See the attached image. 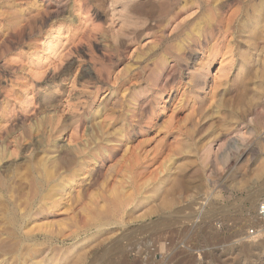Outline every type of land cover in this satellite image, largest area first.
Instances as JSON below:
<instances>
[{"label": "rangeland", "instance_id": "374dc122", "mask_svg": "<svg viewBox=\"0 0 264 264\" xmlns=\"http://www.w3.org/2000/svg\"><path fill=\"white\" fill-rule=\"evenodd\" d=\"M47 154L68 185L43 212ZM0 157L2 264H264V0H0Z\"/></svg>", "mask_w": 264, "mask_h": 264}, {"label": "bare ground", "instance_id": "6f19581e", "mask_svg": "<svg viewBox=\"0 0 264 264\" xmlns=\"http://www.w3.org/2000/svg\"><path fill=\"white\" fill-rule=\"evenodd\" d=\"M200 55H201V53H200ZM194 82V81H193ZM198 83V82H197ZM102 129L104 128V127H101ZM101 129V130H102ZM107 129V128H106ZM112 130V129H111ZM106 131V130H105ZM114 131V130H113ZM102 132H104V130L102 131ZM109 132H111V131H109ZM120 132V131H119ZM123 133V132H122ZM99 134H101V132H99ZM98 134V135H99ZM106 136L108 135V133L106 134V133H104ZM109 134H113L112 132L111 133H109ZM118 135H120V134H118ZM125 135V134H124ZM95 136H97V135H95ZM100 136V135H99ZM102 137H103V134L101 135ZM114 136V135H113ZM113 136H111V137H113ZM122 136V135H121ZM98 137V136H97ZM108 137V136H107ZM116 137V136H115ZM123 138H124V136H123ZM99 139H101L102 141H99V144L101 145V143H108V142H110V140L111 139H109L108 141H107V139L104 137L103 139H106V140H103L102 138H99L98 137V140ZM122 139V138H121ZM89 140V139H88ZM91 140V139H90ZM93 140H95V139H93ZM97 140V139H96ZM112 141V140H111ZM113 141L115 142V140H114V138H113ZM82 142V141H81ZM85 142H87V143H90V142H88V141H85ZM101 142V143H100ZM87 143H85V144H87ZM95 143V141L94 142H91V144H94ZM103 143V144H104ZM111 143V142H110ZM116 144H117V142H115ZM91 144H89V147L91 146ZM96 144V143H95ZM99 144H98V146H99ZM120 144V143H119ZM88 145V144H87ZM111 145V144H110ZM84 145H82L81 147L82 148H77L76 150H77V152H74L73 151V153H77V162L75 163V166L78 164V166H77V168L75 167V170L74 169H72L73 171H75V173H73V174H77V172L79 171V174H80V171H83L85 168H88L89 169V163L91 162V165L92 166H96L97 165V163H99V161H98V158L100 157L99 156V154H98V152H96V151H94V149H92L94 152V155H93V153L92 152H89V150L86 148V147H88V146H86L85 148L83 147ZM95 146V145H94ZM93 146V147H94ZM98 146H96V147H98ZM101 146H104V145H101ZM106 146V145H105ZM104 146V147H105ZM112 146V145H111ZM4 147V146H3ZM95 147V148H96ZM108 147V146H107ZM99 148V147H98ZM109 148V147H108ZM54 149V148H53ZM52 149V150H53ZM97 149V148H96ZM115 149V148H114ZM50 150V149H49ZM48 150V151H49ZM91 150V151H92ZM101 150V149H100ZM104 150V149H103ZM108 150H110V149H108ZM112 151H115V150H112ZM95 152H96V154H95ZM99 152H101V151H99ZM104 152V151H103ZM102 152V153H103ZM105 153V152H104ZM107 153V152H106ZM105 153V154H106ZM114 153V152H113ZM249 153V152H248ZM51 154H53V153H51ZM50 154V156H48V154H47V156L45 155L44 157H46V158H44L43 157V159L41 158H39L40 159V161H39V159H38V161L39 162H36V164H35V161L34 162H32L31 164H33L31 167H30V165H28L29 167L28 168H30V176H31V174H32V181L30 180V186H31V184H32V189L34 190V191H32V189L30 190L31 192H35V196H37V198H38V203H39V205H41L42 206V209L43 208H45V210L43 209V212H49V210H52V205H54V203H56L57 204V202L56 201H58L57 200V197L59 196V195H63L64 196V194H59V190L60 189H62V191H64V187H67V185H68V183H66L65 182V178H67V177H65L64 175H63V173H60L59 171H57L56 170V168H59L58 170H61V165H58V167H56L57 166V163H59V162H55V161H58V160H56L54 157H52V155ZM110 154V153H109ZM109 154H106L107 156L109 155ZM100 155H102V154H100ZM245 156H246V154H244ZM243 155V156H244ZM53 156H54V154H53ZM105 156V155H104ZM104 156H103V158H104ZM243 156H241V157H238V158H242ZM244 156V157H245ZM0 158H3V157H0ZM53 158H54V160H53ZM76 158V157H75ZM100 158H102V157H100ZM64 160V159H63ZM100 160V159H99ZM240 160V159H239ZM2 161V160H1ZM1 161H0V163H1ZM37 161V160H36ZM60 161H61V159H60ZM69 161V160H68ZM241 161V160H240ZM64 163V162H63ZM71 163H72V160H71ZM238 163H239V161H238ZM35 164V165H34ZM65 166L66 165H68V164H64ZM64 165H63V168H65L64 167ZM67 167V166H66ZM72 167V166H71ZM70 168V167H69ZM93 168V167H92ZM5 169H7V168H5ZM66 170V169H65ZM65 170H63L62 169V171H65ZM87 170V169H86ZM67 172H68V170H66ZM65 171V172H66ZM72 171V172H73ZM85 171V170H84ZM83 171V172H84ZM89 171H90V169H89ZM3 172V171H2ZM9 172V171H8ZM12 172H13V170H12ZM65 172H64V174H65ZM82 173V172H81ZM91 173V172H90ZM3 174H4V172H3ZM8 174V173H7ZM66 174H68V173H66ZM11 175V174H10ZM22 175V174H21ZM81 175V174H80ZM3 177L4 176H2V179H1V177H0V194H2L3 192L9 197V195H11V194H14L15 192H17V191H14L13 193L11 192V194H9L10 193V187L12 188L13 186H11V184H10V186H9V183H10V181H9V183H7V181L5 180V179H3ZM20 177H22V176H20ZM20 177H18L19 179H22V178H20ZM5 178H7V176L5 177ZM8 178H10V176L8 175ZM7 178V179H8ZM14 178V177H13ZM12 178V179H13ZM17 178V177H16ZM24 179L26 180V176L24 177ZM9 180V179H8ZM11 180V179H10ZM14 180V179H13ZM24 180V183L26 182ZM72 179H70V181H71ZM23 181V180H22ZM67 181V180H66ZM65 182V183H64ZM15 183V182H14ZM63 184H66L65 186H63ZM26 185H28V182L26 183ZM28 187V186H27ZM13 190V189H12ZM15 190V189H14ZM62 191H61V193H62ZM33 194V193H32ZM31 194V195H32ZM5 195V196H6ZM15 195V194H14ZM33 196V195H32ZM62 196V197H63ZM12 197H13V195H12ZM1 198V197H0ZM3 198V197H2ZM1 198V199H2ZM5 198V197H4ZM15 198V197H14ZM18 198V197H17ZM30 198V197H29ZM31 198H35L34 196L33 197H31ZM58 198H61V197H58ZM128 198V197H127ZM8 199H10V202H13L14 201V199L13 198H7V200ZM3 200V199H2ZM16 200V206H18L19 204L17 203L18 202V200L17 199H15ZM119 200V199H118ZM121 200V199H120ZM119 200V201H120ZM124 200H125V198H124ZM1 201V200H0ZM4 201V200H3ZM33 201V200H32ZM31 200H30V202H32ZM2 202V201H1ZM7 202V201H6ZM9 202V203H10ZM35 202H36V200H35ZM35 202H34V204H35ZM125 202H127V200H125ZM15 202H13V204H14ZM33 203V202H32ZM31 203V204H32ZM173 203V202H172ZM1 204V203H0ZM2 204H4V205H6L5 204V201H4V203H2ZM1 204V205H2ZM30 204V203H29ZM30 204V205H31ZM33 204V205H34ZM59 204V203H58ZM171 202H168L167 203V205L170 207L171 205ZM9 205V204H8ZM39 205H38V207H39ZM126 205H127V203L125 204L122 200L120 201V202H118V203H116L115 204V206H114V209H113V211H111L112 212V214L115 216L116 215V213H118V212H121V210L123 211V209H124V207H126ZM14 206V205H13ZM43 206H45V207H43ZM6 207H8L7 205L4 207V209L6 208ZM11 207V206H10ZM10 207H8V208H10ZM19 207V206H18ZM31 207L32 206H30V210L29 211H31L32 209H31ZM36 207V206H35ZM55 207V206H54ZM2 208H3V205H2ZM33 208V207H32ZM40 208V207H39ZM126 208H128V207H126ZM125 208V209H126ZM3 209V212H6L7 210L5 209L4 210ZM13 209V207L11 208V210ZM16 208H14L12 211L14 212V210H15ZM10 210V211H11ZM27 210V209H26ZM39 210V209H38ZM9 211V212H10ZM16 211H18L17 209H16ZM15 211V212H16ZM40 211V210H39ZM38 211V212H39ZM42 211V210H41ZM12 212V213H13ZM14 212V214H16ZM28 212V211H27ZM33 212V211H32ZM11 213V212H10ZM10 213H8L7 214V218L8 219H6V221L5 222H3V214L0 216L1 217V219H2V222L3 223H6L7 221H9L10 222V224H12V226L14 225L16 228H17V230L20 232L21 230V225H23V223H21V225H20V222L19 221H17L16 220V218L15 217H17V216H13L12 214H10ZM21 213V212H20ZM29 213V212H28ZM35 213H37V212H35ZM4 214H6V213H4ZM22 214V213H21ZM24 214V213H23ZM31 214V213H30ZM119 214V213H118ZM25 215H27V214H25ZM29 215V214H28ZM5 216H4V218H6ZM20 217H21V215H20ZM115 217H117L118 218V216H115ZM111 218H112V216H111ZM20 219V218H19ZM22 219H23V216H22ZM24 219H27V217L25 216L24 217ZM31 218H29V220H30ZM116 219V218H115ZM28 220V221H29ZM101 220H103L102 218L100 219V222H101ZM105 220V219H104ZM117 220H119V218L117 219ZM22 221V220H21ZM99 221V220H98ZM1 222V221H0ZM22 222H24V220L22 221ZM114 222H116L115 220H114ZM2 223V224H3ZM120 223V222H119ZM8 224V223H7ZM97 224H98V222H97ZM105 224V223H104ZM104 224H102V225H100V227L101 228H104L106 225H104ZM107 224H108V222H107ZM111 224V223H110ZM114 224V223H113ZM115 225V224H114ZM109 226V225H108ZM14 227V228H15ZM99 227V226H98ZM1 229H3V228H1ZM4 230H6V228L4 229ZM11 230V228L9 229V231ZM12 230L13 231H11V232H9V236H11L12 237V239H14L13 237L14 236H17L16 234H18V231H16V230H14L13 229V227H12ZM23 230V229H22ZM101 230V229H100ZM0 232H1V230H0ZM2 232H4L3 230H2ZM2 234V233H1ZM2 236V235H1ZM4 236H6L7 238H8V234L7 235H4ZM3 237V236H2ZM1 238V237H0ZM4 238V237H3ZM5 239V238H4ZM3 239V240H4ZM9 239V238H8ZM20 239V238H19ZM19 239H18V241H19ZM21 239H23V238H21ZM1 240V239H0ZM28 240H31V239H28ZM5 242H6V240H4ZM12 241V240H11ZM14 241V240H13ZM17 241V240H16ZM17 241V242H18ZM17 242H16V244L14 245L13 243L12 244H10L9 242V245H7V243H5L4 245H0V251L2 252V253H6V254H11V256L13 255V256H17L20 252H22L19 248V244H17ZM24 242H26L25 240H24ZM23 242V243H24ZM86 242V241H85ZM3 243V242H2ZM1 243V244H2ZM20 245H21V241H20ZM85 245V243H84V241H81L80 243H78V244H76V245H74V246H72L70 249H69V251L67 252L68 254H70V253H73V252H76V251H78V250H80L83 246ZM22 246V245H21ZM43 252V251H42ZM41 252V253H42ZM66 252V251H65ZM64 252V253H65ZM24 253V252H23ZM26 253V252H25ZM28 253V256L26 255ZM27 253L26 254H22V257L24 256V258H23V261L24 262H26V263H24V262H22V263H24V264H27V261L26 260H24V259H27L26 258V256L28 257V259L30 258V260L33 258V257H35V256H37V251H35L33 248L32 249H30L29 248V251H27ZM39 253V252H38ZM66 253V254H67ZM40 254V253H39ZM4 255V254H3ZM21 255V254H20ZM26 255V256H25ZM81 255H83V254H81ZM81 255H79V257L81 256ZM12 256V257H13ZM19 256V255H18ZM47 256V255H46ZM1 257V256H0ZM2 257H5V256H2ZM11 257V258H12ZM21 256H20V258H22ZM82 257V259H83V256H81ZM6 258H8V256H6ZM39 258L40 259H42L41 257H38V259H36L37 261L35 262V258H33L32 260H34L33 261V264H41L42 262V260L40 261L39 260ZM85 258V257H84ZM3 259V258H2ZM2 259H0V260H2ZM5 259V258H4ZM3 259V260H4ZM9 259H10V255H9ZM12 259H15L14 257L12 258ZM11 259V260H12ZM8 259H6V261H7ZM10 260V261H11ZM16 260H17V257H16ZM39 260V261H38ZM79 260H81V258L79 259ZM83 260H86V259H83ZM122 260V259H121ZM5 261V260H4ZM13 261H15V260H13ZM12 261V262H13ZM19 260H17L16 261V263L18 262ZM124 261V260H123ZM20 262V261H19ZM1 264H2V262H0ZM7 263V262H6ZM10 263V262H9ZM15 262L13 263V264H16ZM8 264V263H7ZM11 264V263H10ZM19 264V263H18ZM43 264V263H42ZM115 264H116V262H115ZM118 264H124V262L122 263V261H121V263L119 262Z\"/></svg>", "mask_w": 264, "mask_h": 264}, {"label": "built area", "instance_id": "2783aa9c", "mask_svg": "<svg viewBox=\"0 0 264 264\" xmlns=\"http://www.w3.org/2000/svg\"><path fill=\"white\" fill-rule=\"evenodd\" d=\"M257 218H258V220H264V200L258 207ZM255 233H256L255 229H251L249 231V235H254Z\"/></svg>", "mask_w": 264, "mask_h": 264}]
</instances>
